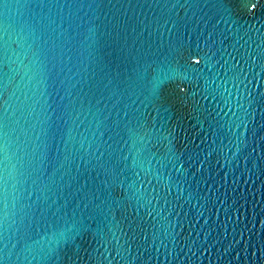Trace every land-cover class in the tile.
Segmentation results:
<instances>
[{
	"label": "water",
	"instance_id": "95a60500",
	"mask_svg": "<svg viewBox=\"0 0 264 264\" xmlns=\"http://www.w3.org/2000/svg\"><path fill=\"white\" fill-rule=\"evenodd\" d=\"M0 264H264V0H0Z\"/></svg>",
	"mask_w": 264,
	"mask_h": 264
}]
</instances>
